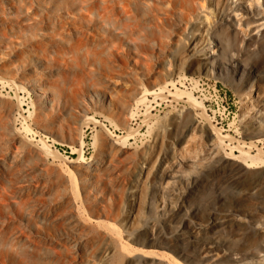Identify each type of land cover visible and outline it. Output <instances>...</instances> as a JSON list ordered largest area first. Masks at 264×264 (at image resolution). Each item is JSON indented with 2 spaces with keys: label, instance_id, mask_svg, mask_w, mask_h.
I'll return each instance as SVG.
<instances>
[{
  "label": "rangeland",
  "instance_id": "obj_1",
  "mask_svg": "<svg viewBox=\"0 0 264 264\" xmlns=\"http://www.w3.org/2000/svg\"><path fill=\"white\" fill-rule=\"evenodd\" d=\"M115 1L0 0V264H264V0Z\"/></svg>",
  "mask_w": 264,
  "mask_h": 264
},
{
  "label": "bare ground",
  "instance_id": "obj_2",
  "mask_svg": "<svg viewBox=\"0 0 264 264\" xmlns=\"http://www.w3.org/2000/svg\"><path fill=\"white\" fill-rule=\"evenodd\" d=\"M134 3H133V2ZM140 0H131L130 2H132L133 4V6L132 5H130V6H132V8H134V7H136V6H138L139 4H137L138 2H139ZM159 1V0H158ZM163 2H164V4H163V7H161V8H158L157 7V5H161V4H158L157 2H156V0H152V2L153 3H151L152 5H150V8H148L149 9V11H150V13L153 15V16H155V19H158V18H160V19H163V20H166V19H168V17H173V16H176V15H179V13H182L183 12V9H184V4H185V0H162ZM126 2H127V0H116L115 1V3L118 5V3H120L119 5L121 6V8H117V9H122L125 13H127L128 12V9L130 8L131 9V7H129L127 4H126ZM147 2L149 3V0H147ZM150 2H151V0H150ZM114 3V2H113ZM128 3V2H127ZM115 4V5H116ZM131 4V3H130ZM171 4V7H169L168 8V6ZM114 5V4H113ZM149 5V4H148ZM164 5H166L165 7H164ZM179 6V8L180 9H176V7L175 6ZM144 6V5H143ZM129 7V8H128ZM111 8H112V6H111ZM147 8V7H146ZM115 9V8H114ZM129 9V10H130ZM139 10V9H138ZM176 10H178V11H176ZM119 11V10H118ZM117 11V12H118ZM142 11H143V9H142ZM146 11H148V10H146ZM122 12V11H121ZM137 12V11H136ZM141 12V11H140ZM109 13H111V11L109 12ZM143 13V12H142ZM145 13V12H144ZM113 14V13H112ZM111 14V15H112ZM120 14V13H119ZM130 14H132V13H130ZM122 15H123V13H122ZM115 16V15H114ZM128 16V15H127ZM133 17V16H132ZM178 17V16H177ZM116 17H114V19H115ZM129 19V18H128ZM134 19V18H133ZM154 19V21H156ZM116 21V20H115ZM158 21H156V24L158 25V23H157ZM160 22H161V20H160ZM118 23V22H117ZM135 23V22H134ZM139 23V22H138ZM162 23V22H161ZM128 25V24H127ZM136 25V24H135ZM119 25H117V27H118ZM124 26V25H123ZM133 26V25H132ZM116 27V26H115ZM128 27H130L129 25H128ZM139 27H140V23H139ZM146 27V26H145ZM157 27V26H156ZM123 27H121L120 29H122ZM125 28H126V30L125 31H127V27L125 26ZM133 29V28H132ZM139 29V28H138ZM118 30H119V28H118ZM130 31H131V29H130ZM137 31V30H136ZM142 31V30H141ZM132 33V32H131ZM131 35V34H130ZM209 53H211V52H209ZM213 59V58H212ZM212 61V63L213 62H217V59H215L214 58V60H211ZM219 67V66H218ZM195 80H193V81H191V82H194ZM18 82V81H17ZM196 84V83H195ZM16 85V90L17 89H19L20 88V86L18 85V84H15ZM14 85V86H15ZM29 89H30V91L32 92V93H34V95L39 99V100H41L42 101V104L41 105H46V106H52L53 104H54V99L52 98V97H50L49 95H48V90L43 86V85H39V84H37V83H33L32 85H30L29 86ZM159 93H163V91L162 90H145L142 94H140V95H142V96H140V97H137L138 99L136 100V101H134V103H135V105H136V108L135 109H138V107L139 106H144V104H145V102L148 100V96H153L154 98H156V95L157 94H159ZM165 95V94H164ZM175 97V96H174ZM95 98L97 99V100H100V99H98V97H96L95 96ZM101 99H103V97L101 98ZM186 102L187 103H189V104H191L192 106H193V108L194 107H199V106H197V103H196V101H195V99H193V98H188L187 100H186ZM19 103V102H18ZM149 103V102H148ZM20 104V103H19ZM149 106V105H148ZM145 107V109H146V107L147 106H144ZM148 108V107H147ZM144 109V110H145ZM148 114V113H147ZM134 113H132L131 112V114H130V118H134ZM144 116V115H143ZM29 119V118H28ZM88 119H91L94 123H98V120H96V119H94V118H92V117H89ZM102 125V124H101ZM27 128V127H26ZM219 130V129H218ZM214 133V132H213ZM217 135H219V136H221L222 138H228V136L226 135V136H223V135H220L218 132H217ZM128 136V135H127ZM216 136V135H215ZM121 138V137H120ZM46 141V140H45ZM39 142L41 143V145L43 146L42 148H44L45 150V152L47 153V155L48 156H50V157H53V155H52V152L49 150V146H47V145H45L44 144V142L43 141H40L39 140ZM82 145L83 146V144H84V141H83V138L82 137H80V142H79V145ZM228 145H230V143H228ZM81 146V147H82ZM56 151V150H55ZM77 151V150H76ZM80 152H81V149H80ZM82 153V152H81ZM81 153H80V155H81ZM247 153V152H246ZM82 159V158H81ZM52 160V159H51ZM54 161V160H53ZM58 161V160H57ZM72 161V160H71ZM205 247L204 248H202V250L204 249V250H206V251H208L211 247H210V245H208V244H205L204 245ZM153 250H151L150 252H152ZM173 260L176 262V264H182L179 260H177V258H175V257H173Z\"/></svg>",
  "mask_w": 264,
  "mask_h": 264
},
{
  "label": "built area",
  "instance_id": "obj_3",
  "mask_svg": "<svg viewBox=\"0 0 264 264\" xmlns=\"http://www.w3.org/2000/svg\"><path fill=\"white\" fill-rule=\"evenodd\" d=\"M191 83H193V84L196 83L195 85L197 86L199 81L195 80L194 82H191ZM211 90H212V93H213V96H214V100H213L214 104L215 105L219 104L221 106L222 110H228L229 109V105H227L226 102H225V94L221 95L219 93L220 90L216 86H213ZM204 106H205V103H204Z\"/></svg>",
  "mask_w": 264,
  "mask_h": 264
}]
</instances>
